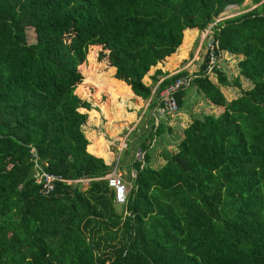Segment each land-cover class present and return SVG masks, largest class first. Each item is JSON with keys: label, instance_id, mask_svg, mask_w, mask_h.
Here are the masks:
<instances>
[{"label": "trees", "instance_id": "trees-1", "mask_svg": "<svg viewBox=\"0 0 264 264\" xmlns=\"http://www.w3.org/2000/svg\"><path fill=\"white\" fill-rule=\"evenodd\" d=\"M246 1L0 0V264H264V0L213 26L221 52L244 56L239 74L253 87L227 102L205 73L203 44L191 85L225 109L192 118L158 167L151 154L165 125L153 117L137 141L144 155L134 153L120 210L103 178L113 162L88 152L83 130L82 110L98 108L76 93L88 47L100 46L97 61L115 69L116 99L130 89L149 100L165 77L154 109L160 91L189 73L157 68L145 83L166 47ZM27 29L35 42L26 41ZM184 95L177 93L179 109ZM36 160L72 183L56 181L42 195ZM83 178L86 186L74 181Z\"/></svg>", "mask_w": 264, "mask_h": 264}, {"label": "rangeland", "instance_id": "rangeland-1", "mask_svg": "<svg viewBox=\"0 0 264 264\" xmlns=\"http://www.w3.org/2000/svg\"><path fill=\"white\" fill-rule=\"evenodd\" d=\"M255 7L252 0H247L242 6H228L212 24L215 25L226 18L242 15ZM204 31L188 30L180 43L166 47L169 54H166L160 63L151 67L143 78L145 83H152L156 67L160 65L170 75L181 70L191 71L192 73L196 71L203 60ZM26 41L28 43L35 42V34L32 29L26 30ZM100 51V46H89L85 61L78 67L80 73L84 76V80L77 86L76 93L83 100L89 101L98 108V110L91 111L82 110L88 115L83 130L89 141L88 152L107 157V161L109 163L113 162V165L117 162L118 171L128 180L126 175L129 174L134 153L137 157L141 156L140 150L137 148V141L141 135L148 133L152 126L154 109L149 104L156 92L153 90L152 97L149 100H141L130 89H128L130 92L127 93L121 90L116 99L115 92H112L115 91V85L112 84L113 79H115V70H113L114 72L110 71L107 62L97 61ZM243 57V55L234 56L230 53L221 52L218 64L231 84L221 85L218 82L216 72L209 74V78L214 83L219 84L227 102H231L241 95L243 89L253 87L250 80L239 74L237 64ZM237 79L241 82V87L233 84ZM155 86L156 84L153 85V89H155ZM185 93H189L188 97H183L182 107L178 112L171 116L159 118L157 122V124L165 125V131L161 135V141L157 142L152 148L150 164L154 167L164 163L161 152L164 150L175 152L177 150V143L183 138V130L192 118L200 117L202 114L218 115L225 109L223 106L212 105L201 92L194 89L193 85L186 88ZM184 118L187 121H184ZM153 125L156 126V120ZM87 184L88 181L83 180L82 186ZM130 185L127 182L128 188H130ZM116 208L117 210L121 209L119 206Z\"/></svg>", "mask_w": 264, "mask_h": 264}, {"label": "built area", "instance_id": "built-area-1", "mask_svg": "<svg viewBox=\"0 0 264 264\" xmlns=\"http://www.w3.org/2000/svg\"><path fill=\"white\" fill-rule=\"evenodd\" d=\"M213 26L214 24L211 23L204 31L205 38L203 44H205L206 52L208 55V62L205 68V73L207 75H209L210 73H214L215 69L219 68L218 63L221 58L218 39L213 36ZM194 77L195 74L192 72H189L186 75L178 76L160 91L157 99V107L154 113L156 125L159 118H163L168 115L171 116L178 112L179 106L177 102V93L188 88L191 85L192 79ZM164 78L165 77H163L157 83L155 89H153L154 92H157L159 84L164 80ZM139 153L141 155L139 158H141L144 153H141V151H139ZM103 178L106 179L108 186L114 191V202L116 203V205L123 206L126 201L129 188L127 187V183L125 182L123 176L117 169V162L113 165L110 172L107 173ZM35 180L36 183L40 185V193L44 196H47L54 191L56 181H65L66 183H72V181L62 180L58 176L46 172L37 160ZM83 180L89 181L90 179L83 178L74 181L83 182Z\"/></svg>", "mask_w": 264, "mask_h": 264}, {"label": "crops", "instance_id": "crops-1", "mask_svg": "<svg viewBox=\"0 0 264 264\" xmlns=\"http://www.w3.org/2000/svg\"><path fill=\"white\" fill-rule=\"evenodd\" d=\"M224 52H226V51H224ZM226 53H229V52H226ZM230 54H231V53H230ZM232 55H233V54H232ZM234 56H235V55H234ZM159 63H160V62H159ZM157 68H161V69L164 70V67H163L162 65H160L159 67H156V69H157ZM114 70H115V69H114ZM164 71H166V70H164ZM162 78H163V76H161L160 80H161ZM160 80H159V81H160ZM159 81H158V82H159ZM158 82H157V83H158ZM156 85H157V84H156ZM188 94H189V93H188ZM188 94L185 93L184 96H187ZM155 96H156V94L152 97L151 102H152V100L154 99ZM138 97H139V99L143 100L142 97H140V96H138ZM187 97H188V96H187ZM157 99H158V96H157ZM151 102H150V104H151ZM150 104H149V106H150ZM156 107H157V106H156ZM156 107L154 108V112H153V114H152L153 117H154V113H155V109H156ZM184 115L186 116V114H184ZM187 115H188V114H187ZM189 116H191V115H189ZM182 119H183V118H182ZM184 121H187V120L184 118ZM189 121H190V120H189ZM190 122H191V121H190ZM188 125H189V124H188ZM188 125H187V126H188ZM187 126H186V127H187ZM183 131H184V130H183ZM95 155H96V154H95ZM96 156H100V155H96ZM101 157H103V156H101ZM103 158L107 161V157H103ZM133 174H136V173L132 172V175H133ZM123 178H124V180H125L126 183H127V182L130 183V184L132 183V182L126 180L125 177H123ZM130 186H131V185H130Z\"/></svg>", "mask_w": 264, "mask_h": 264}]
</instances>
